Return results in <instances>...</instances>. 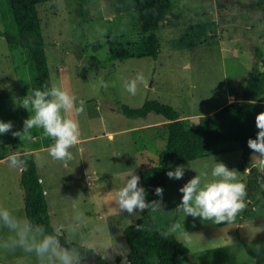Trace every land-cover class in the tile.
<instances>
[{
    "label": "rangeland",
    "instance_id": "374dc122",
    "mask_svg": "<svg viewBox=\"0 0 264 264\" xmlns=\"http://www.w3.org/2000/svg\"><path fill=\"white\" fill-rule=\"evenodd\" d=\"M87 1L89 17L85 21L77 15L76 0L38 6L52 85L84 101V113L72 114L81 128L84 153L73 148L74 159L66 165L54 161L43 145L41 129L31 131V140L14 137L11 132L0 135V143L12 153L34 155L54 228L67 225L75 212H83L86 223L72 241L89 245L86 247L103 257L105 252L107 261L121 256L126 263L123 233L140 215L111 213L118 209L116 193L130 173L139 175L140 170L159 165L168 130L162 116L151 113L131 119L120 108L140 109L147 101H158L175 108L189 127H195L207 114L240 101L241 84L255 62V47L261 49L264 59V7H249L258 0H172V15L156 32L158 58L120 61L111 59L109 40L137 48L146 36L135 0ZM4 25L0 13V31ZM138 73L144 74L146 84L139 85L133 96L125 83ZM33 90L27 52L10 48L0 37V121H11L12 131L22 132L24 120L32 115L21 103ZM109 133H113L112 139ZM134 143L137 153L139 149L146 152L143 159L138 158ZM253 155L251 161L263 176L260 184L264 192V157ZM216 162L235 169L247 187V207L228 224L185 217L176 210L182 200L179 189L198 173L207 172L208 179H213L211 170ZM183 166L182 179L167 176L164 204L152 214L156 230H166L189 249V259L179 258L177 264H264V197L248 186L249 170L242 165V152L209 156ZM20 181L19 169L1 161L0 206L26 217ZM185 232L190 243L185 242ZM7 235V230H0V237ZM0 261L38 264L33 254L19 250L0 249Z\"/></svg>",
    "mask_w": 264,
    "mask_h": 264
},
{
    "label": "trees",
    "instance_id": "16d2710c",
    "mask_svg": "<svg viewBox=\"0 0 264 264\" xmlns=\"http://www.w3.org/2000/svg\"><path fill=\"white\" fill-rule=\"evenodd\" d=\"M55 0H0V13L4 22V38L10 48H24L27 52V64L31 74L33 89L51 87V77L46 56L38 6ZM87 0H76V12L81 21L89 17ZM141 31L146 35L142 44L130 46L119 41H108L109 52L113 60L151 57L157 59L160 54L159 38L156 34L162 29L167 18L172 15V0H135ZM251 8L264 7V0L249 5ZM255 62L241 84V100L234 101L218 111L207 114L195 127H189L180 113L170 105L158 101H147L140 109L122 106L120 112L131 119L146 118L155 113L167 122L168 139L165 149L159 155V165L139 172L141 187L145 189L146 200L160 199L155 189L167 190V172L177 166L203 159L209 156L242 152V165L249 170L248 186L263 195L262 174L251 161L252 151L248 147L249 138L255 139L257 128L256 115L264 112V59L260 48L255 47ZM42 133L44 147L54 143ZM224 146V147H223ZM11 150L0 143V162L5 161ZM27 162V170H21L20 186L25 193V215L34 223L43 225L48 234L53 233L49 207L44 186L38 173L35 157L31 153H21ZM257 191H256V190ZM164 196V195H163ZM154 211L147 209L137 222L124 230V239L128 249L127 262L122 257L107 261L95 250L72 241L73 247L80 250L83 262L94 264H177L179 258L190 257L189 249L166 230H156L152 221ZM139 226V230H138ZM65 235H61L64 242ZM248 252L252 255L251 250ZM253 256V255H252Z\"/></svg>",
    "mask_w": 264,
    "mask_h": 264
},
{
    "label": "clouds",
    "instance_id": "9594fccd",
    "mask_svg": "<svg viewBox=\"0 0 264 264\" xmlns=\"http://www.w3.org/2000/svg\"><path fill=\"white\" fill-rule=\"evenodd\" d=\"M141 84H146V79L143 73H138L134 79L125 83V89L135 96ZM104 86L107 87V84ZM21 106L32 113L24 120L23 131H12L11 121H0V135L11 132L14 137L31 140V131L42 129L44 136L54 141L48 148V154L54 161L63 162L65 165L74 159L71 149L77 148L79 153H84L79 122L72 118L73 113H84L83 100L78 101L68 90L53 84L43 90L35 89L28 93L22 99ZM255 123L257 136L255 139L249 138L247 144L253 156L264 157V112L256 115ZM6 160L13 169L27 170L26 160L18 153L9 154ZM184 174L183 165L167 172L170 179L177 180L182 179ZM129 177L125 186L116 193L115 203L121 213L134 215L137 211H156L162 208V187L155 189V195L160 199L149 202L146 200L145 189L139 186L140 176L133 172ZM211 177L213 179L209 180L207 172L198 173L181 187L179 191L182 193V200L176 210L183 212L185 217L190 215L214 224L232 223L247 207V187L239 180L237 171L229 169L223 162H216L211 170ZM85 223L84 213L77 211L67 225L61 224L54 228L53 233L48 234L43 225L0 206V230H7L9 233L6 237H0V249L10 253L19 250L25 254H33L38 264H82L84 258L80 250L71 245L72 237ZM64 234L66 235L62 243L60 237ZM184 239L186 243H190L188 232H185ZM105 257L107 255L103 258Z\"/></svg>",
    "mask_w": 264,
    "mask_h": 264
},
{
    "label": "crops",
    "instance_id": "0c3cea01",
    "mask_svg": "<svg viewBox=\"0 0 264 264\" xmlns=\"http://www.w3.org/2000/svg\"><path fill=\"white\" fill-rule=\"evenodd\" d=\"M218 111V110H217ZM136 130L137 129H134L133 131H135L136 132ZM129 131V130H128ZM133 131H131V132H133ZM114 137V135H113V133H109V139H112ZM134 148H135V151H136V153H137V150H136V147H137V144H135L134 143ZM45 148H49V147H45ZM137 155H138V158L140 159H143V157H144V155H146V152H141L140 151V149H139V153H137ZM19 171L21 172V170L19 169ZM137 171H139V169L137 170ZM40 178H41V182H42V184L44 183L42 180V177L40 176ZM88 185H90V183H88ZM45 194H46V200H47V196H48V194H47V191L45 190ZM48 204V203H47ZM49 207V206H48ZM9 210H12V209H9ZM115 211H113V212H111V213H113V214H116V215H119V214H122L118 209L116 210V209H114ZM50 212V211H49ZM51 214V213H50ZM26 216V215H25ZM51 216V215H50ZM113 224L114 223H112L111 225L113 226ZM107 227V226H106ZM97 233L99 234L100 233V231H97ZM89 237V236H88ZM84 245H86V246H89V245H87V244H84ZM24 254V253H23ZM100 255V254H99ZM106 255V253L104 252V256ZM103 257V256H102ZM119 257H121V256H119ZM0 264H4V262H2V261H0Z\"/></svg>",
    "mask_w": 264,
    "mask_h": 264
},
{
    "label": "bare ground",
    "instance_id": "6f19581e",
    "mask_svg": "<svg viewBox=\"0 0 264 264\" xmlns=\"http://www.w3.org/2000/svg\"><path fill=\"white\" fill-rule=\"evenodd\" d=\"M2 200V199H1Z\"/></svg>",
    "mask_w": 264,
    "mask_h": 264
}]
</instances>
